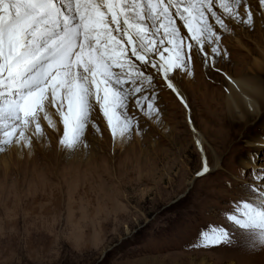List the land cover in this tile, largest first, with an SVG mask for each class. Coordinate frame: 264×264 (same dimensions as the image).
<instances>
[{
	"label": "rangeland",
	"instance_id": "obj_1",
	"mask_svg": "<svg viewBox=\"0 0 264 264\" xmlns=\"http://www.w3.org/2000/svg\"><path fill=\"white\" fill-rule=\"evenodd\" d=\"M214 2L213 11L222 15L218 3L230 0ZM247 6L253 13L252 26L223 17L228 27L221 29L208 17L220 37V55L213 65L204 62L183 20L170 10L188 68H173L169 79L187 94L190 109L186 111L160 73L150 66L141 69L144 75L154 73L156 88L129 98L128 114L134 113L139 125L124 139V148H115L98 106L84 144L71 155L60 148L62 137L55 139L53 132L33 140V153L21 158L13 149L15 143L4 146L0 264H264V246L247 248L240 230L225 219L233 202L247 192L253 175L264 173V117L250 118L247 125L232 121L224 103L225 74L264 81V69L255 65L264 50V11L258 0H247ZM239 11L246 15L244 4ZM165 29L154 39L166 59L175 61L176 41L168 43ZM205 48L211 59L206 42ZM153 58L159 61V55ZM140 96L155 100L158 115L149 117L133 108ZM189 120L206 137L210 172L204 176L196 175L204 157ZM60 130L64 132L62 126ZM214 225L228 229L232 242L193 248L200 232Z\"/></svg>",
	"mask_w": 264,
	"mask_h": 264
},
{
	"label": "snow or ice",
	"instance_id": "obj_2",
	"mask_svg": "<svg viewBox=\"0 0 264 264\" xmlns=\"http://www.w3.org/2000/svg\"><path fill=\"white\" fill-rule=\"evenodd\" d=\"M241 4L245 5L244 17L239 11ZM258 4L264 11V0H258ZM214 7V0H0V152L13 143L31 148L32 136L46 135L41 120L56 129L50 109L64 125L59 143L69 155L84 144L87 125L97 106L114 139L130 137L139 121L134 113L128 114L129 98L156 88L152 84L154 73L144 75L149 66L155 73H162L167 87L180 95L169 72L173 68L187 69L188 63L170 10H175L193 34L206 64L209 53L204 51L205 42L210 46L211 63L220 55V37L209 16L221 29L228 27L223 17L253 25L247 0L220 2L222 15H217ZM166 26L171 29L165 31L168 43L176 41L175 61L166 59L154 39ZM187 48L190 59L192 44ZM154 55H159V61ZM154 105V99L140 96L133 108L152 117L158 115ZM257 108L249 103L253 114ZM260 115L264 117V111ZM93 128L99 133L97 125ZM209 172L205 158L196 175ZM252 180L225 219L240 230L246 247L255 250L264 246V173L254 174ZM232 238L228 229L214 225L202 230L192 247L229 244Z\"/></svg>",
	"mask_w": 264,
	"mask_h": 264
},
{
	"label": "bare ground",
	"instance_id": "obj_3",
	"mask_svg": "<svg viewBox=\"0 0 264 264\" xmlns=\"http://www.w3.org/2000/svg\"><path fill=\"white\" fill-rule=\"evenodd\" d=\"M165 2H167V0H165ZM195 26L196 25L194 23V27ZM186 32H187V35H189V37L188 36L187 37L192 38L193 34L189 33L187 27L185 26V33ZM192 43H193V46H195V48H196L195 50L198 51V46L196 45L194 40H192ZM203 48H204V51L207 52V50L205 48V44L203 45ZM259 52H260L262 60L256 59L255 65L259 71H263V69H264V50L261 49ZM198 53L200 54L199 51H198ZM200 56H201V54H200ZM211 59L209 56V60H211ZM208 64L213 65V63H211V61L208 62ZM113 71H119V69L114 68ZM169 73H171V71ZM160 74H161V76L163 75L162 73H160ZM227 77H231V81H229V79H227V84H228L227 86L228 87L225 88L226 89V95L224 97V100H225L224 103H225L227 114H228L229 118L232 121L245 123L246 125L249 124L250 118H255V119L259 118L261 116L260 112L263 111L262 106H264V81L261 80L259 76H253V75H249L248 77L242 78V79H236L230 75H228ZM232 82H235V84H233ZM174 84L176 85L180 95L178 96L175 92H173L172 90L171 91L184 103L186 111H188V109H190V101H189L187 94H185V92L180 88V86L177 85L178 83L176 84V82H175ZM250 102L254 103L255 105L258 106L255 114H253V112H251L249 110V103ZM50 111L53 112V119L56 122V129L49 127L47 122L43 121V120H41V125L44 128V131L46 134L48 132H53L54 133L53 136H55L54 137L55 139H58V137L61 138L63 135V132H61L60 129H61V126L64 128V125L61 121L60 116L55 114V110L50 109ZM237 112H241V113H243V115L242 116L237 115ZM189 122H190V120H189ZM189 124H191V127L193 129V133L195 136V142H196L197 146L199 147L200 150L203 149V151L201 150V152H202L203 157L205 159L206 155H207L206 151H205L206 137L204 136L203 133L196 130L191 122ZM110 132L112 135L111 129H110ZM111 137L114 140L113 143H115V148H121L124 146V144L126 142L125 140L114 139L113 135ZM40 138L41 137L38 138L36 136H32V141L38 140V139L40 140ZM43 140H45V139H43ZM59 146H60V148H62L60 144H59ZM46 147L47 146L44 147L45 148L44 150L49 151V147H47V148ZM40 148H42V147L40 146ZM13 149H15L19 158L24 156L23 154H25V153L30 155L31 153H33V150H34L33 144H32L31 148L24 147L23 145L15 144L13 146ZM116 150H118V149H116ZM3 161H4V163H7L6 158H4ZM219 165H220V158H216L215 166L218 167Z\"/></svg>",
	"mask_w": 264,
	"mask_h": 264
}]
</instances>
